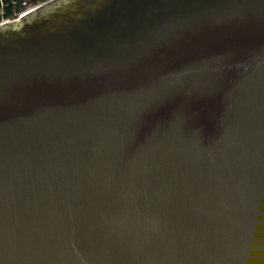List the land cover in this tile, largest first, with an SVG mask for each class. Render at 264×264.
Returning <instances> with one entry per match:
<instances>
[{"label": "water", "instance_id": "obj_1", "mask_svg": "<svg viewBox=\"0 0 264 264\" xmlns=\"http://www.w3.org/2000/svg\"><path fill=\"white\" fill-rule=\"evenodd\" d=\"M0 264H264V0L0 23Z\"/></svg>", "mask_w": 264, "mask_h": 264}, {"label": "built area", "instance_id": "obj_2", "mask_svg": "<svg viewBox=\"0 0 264 264\" xmlns=\"http://www.w3.org/2000/svg\"><path fill=\"white\" fill-rule=\"evenodd\" d=\"M48 0H0V23L24 16Z\"/></svg>", "mask_w": 264, "mask_h": 264}]
</instances>
